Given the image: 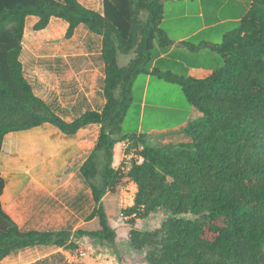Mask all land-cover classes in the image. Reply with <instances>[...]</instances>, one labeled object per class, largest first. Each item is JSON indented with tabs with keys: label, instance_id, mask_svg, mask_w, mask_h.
<instances>
[{
	"label": "trees",
	"instance_id": "trees-1",
	"mask_svg": "<svg viewBox=\"0 0 264 264\" xmlns=\"http://www.w3.org/2000/svg\"><path fill=\"white\" fill-rule=\"evenodd\" d=\"M29 16L36 18L34 30L58 18L67 24L66 38L82 26L99 41L101 108L80 100L56 109L36 93L21 59ZM162 19L163 0H102L101 11L80 0H0V157L10 132L49 123L73 135L100 126L79 170L94 201L85 220L98 219L99 228L22 229L3 207L6 179L0 172V260L31 247L76 250L85 247L84 237L115 249L117 230L103 198L133 182L134 203L122 208V217L144 263L264 264V0H253L238 27L212 45L223 63L203 79L151 69L157 45H171ZM130 53L134 57L121 65L119 56ZM140 73L179 83L202 113L184 128L190 141L153 146L138 122L122 130ZM125 141L127 152L136 149L144 158L141 163L115 164V149ZM159 211L166 215L160 226L137 227Z\"/></svg>",
	"mask_w": 264,
	"mask_h": 264
},
{
	"label": "rangeland",
	"instance_id": "rangeland-1",
	"mask_svg": "<svg viewBox=\"0 0 264 264\" xmlns=\"http://www.w3.org/2000/svg\"><path fill=\"white\" fill-rule=\"evenodd\" d=\"M80 1L91 8H97L101 3V0ZM35 22L34 16L28 17L21 59L25 74L32 82L36 93L56 109L70 108L80 100L88 101L96 109L101 108L105 100L102 95L104 71L99 54V41L82 26L72 37L66 38L67 24L58 18H52L46 28L38 31L33 29ZM132 57L134 53L120 55L119 63L126 64ZM145 80L146 74L140 73L132 83L131 101L122 126L124 132L132 130L139 120ZM157 83L162 87H157ZM158 89L165 90L167 93L176 91V94L172 96L173 101L177 102L179 96L184 102L189 103L179 83L169 84L166 79L153 75L145 92L147 106L143 113L144 127L150 124L152 114L155 113L150 103ZM156 112L161 115L156 123H167L168 111L159 108ZM179 116L180 114H174L172 118ZM66 118L70 119V117ZM174 120L176 119H171L168 124L174 123ZM87 128L86 134L92 140L95 137L98 138L99 125L91 124ZM61 136L69 139L68 137L72 135L62 133L49 123L28 130L10 132L5 136L6 143L0 157V171L7 181V201L19 191L24 193L29 177L26 173L27 168L34 167L35 175H39L44 171H49L45 169L54 167L52 172L55 176H65V184L53 193L31 192L28 197L29 201L39 204L42 202L46 205L47 208L45 207L43 211L49 215L48 223L52 225L51 228L98 229V219L85 220L94 207L91 190L82 179L80 180L78 171V165L87 152L81 157H76L74 150L71 149L61 156V150L57 148L59 146L57 143L61 142ZM13 137L18 138L13 139ZM24 142L27 143L24 144ZM116 149L119 153L121 152L120 145ZM86 151L89 153L90 150L86 149ZM121 159L117 156L118 162H121ZM125 186L133 191L130 183ZM55 188L56 186H51L52 191ZM121 197L122 187H119L115 193H108L103 198L111 224L117 230L115 249L94 243L87 237L82 240L85 242V247L96 251H109L116 257L118 264H144V253L134 250L129 244L127 238L129 227L122 217ZM5 208H9L8 203ZM165 217L164 212H156L146 219L138 220L137 227L140 229L156 228L160 226ZM60 256L65 259L62 253Z\"/></svg>",
	"mask_w": 264,
	"mask_h": 264
},
{
	"label": "crops",
	"instance_id": "crops-1",
	"mask_svg": "<svg viewBox=\"0 0 264 264\" xmlns=\"http://www.w3.org/2000/svg\"><path fill=\"white\" fill-rule=\"evenodd\" d=\"M252 1L163 0L161 28L170 39L171 45L163 48L157 45V53L152 62L151 69L157 67L163 72L169 71L177 75H186L197 79H203L211 75L223 63L222 56L212 48V45L221 43L227 34L238 27L239 22L248 12ZM93 9L101 11L102 0L99 6ZM152 76L153 74H146L143 101L141 102L138 120V132H146L149 136V143L153 146L190 141L189 137L184 133V128L190 121L201 116L202 113L190 103L184 102L178 95L179 100H176L177 102L173 101L172 96L176 94V91L174 93H167L162 89L155 91L153 101L150 103L155 113L152 114L153 118L150 124L144 127L143 113L147 106L145 92ZM159 78L163 79L161 77ZM167 82L169 84L173 83ZM157 87L162 86L157 83ZM159 108L168 111V120L165 124L156 123L161 116L156 112ZM174 114H180V116L178 118H172ZM171 119L176 120H174V123L168 124ZM87 129V127L80 129L76 134L68 137L69 139L62 138L61 136V142L57 143L59 144L57 148L61 150V156H64L71 149L74 150L76 157H81L87 152V155L84 156L78 165V171L84 160L93 150L97 138L95 137L92 140L86 134ZM5 143L6 141L4 139ZM122 143L120 142L118 145L121 146ZM4 144L2 151L4 150ZM86 149L90 150L89 153ZM117 156L121 157V153L115 149V164L118 163ZM48 169L49 171L35 175L34 167L27 168L26 173L29 177L25 184L26 187H24L26 188L24 189V193L22 191L15 193L10 197L9 201H7L6 197V191L8 190L6 181V187L1 196V201L4 208L8 203L9 208H5V210L22 229H57L51 228L52 225L48 223L49 215L43 211L46 205L42 202L40 204L35 201L30 202L28 198L31 192L40 194L57 192V188L65 184V176H55L52 172L54 167H49L45 170ZM0 172L2 173V171ZM79 178L80 180L82 179L80 174ZM53 185L56 188L52 191L51 186ZM131 185L133 190L136 191V184L131 183ZM60 255L61 248L57 249L51 246L31 247L8 255L0 260V264H78L68 262L66 259H62Z\"/></svg>",
	"mask_w": 264,
	"mask_h": 264
},
{
	"label": "built area",
	"instance_id": "built-area-1",
	"mask_svg": "<svg viewBox=\"0 0 264 264\" xmlns=\"http://www.w3.org/2000/svg\"><path fill=\"white\" fill-rule=\"evenodd\" d=\"M130 142L125 141L121 145V160L131 161L135 159L137 163H141L143 161V157L137 154L136 149H132L130 152H127V148H129ZM129 167V164L128 166ZM133 183V182H131ZM130 183V184H131ZM134 185V184H133ZM133 189V187H132ZM128 186L122 187V197L120 199V206L128 207L134 203L135 192L131 191ZM124 193V195H123ZM61 253L64 258L71 263L78 264H118L117 259L114 255L107 251H96L90 247H83L76 250L62 249Z\"/></svg>",
	"mask_w": 264,
	"mask_h": 264
},
{
	"label": "bare ground",
	"instance_id": "bare-ground-1",
	"mask_svg": "<svg viewBox=\"0 0 264 264\" xmlns=\"http://www.w3.org/2000/svg\"><path fill=\"white\" fill-rule=\"evenodd\" d=\"M118 152H119V150H118Z\"/></svg>",
	"mask_w": 264,
	"mask_h": 264
}]
</instances>
